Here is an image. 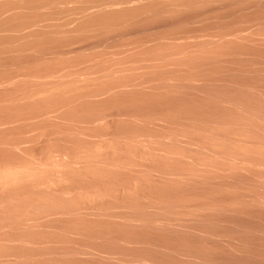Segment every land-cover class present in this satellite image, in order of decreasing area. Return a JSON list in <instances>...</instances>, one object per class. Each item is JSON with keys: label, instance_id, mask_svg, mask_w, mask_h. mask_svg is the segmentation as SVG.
<instances>
[{"label": "rangeland", "instance_id": "obj_1", "mask_svg": "<svg viewBox=\"0 0 264 264\" xmlns=\"http://www.w3.org/2000/svg\"><path fill=\"white\" fill-rule=\"evenodd\" d=\"M0 264H264V0H0Z\"/></svg>", "mask_w": 264, "mask_h": 264}]
</instances>
